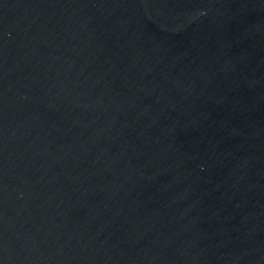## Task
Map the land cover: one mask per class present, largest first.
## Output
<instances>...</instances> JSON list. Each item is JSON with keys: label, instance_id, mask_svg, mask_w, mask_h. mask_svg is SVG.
<instances>
[{"label": "water", "instance_id": "water-1", "mask_svg": "<svg viewBox=\"0 0 264 264\" xmlns=\"http://www.w3.org/2000/svg\"><path fill=\"white\" fill-rule=\"evenodd\" d=\"M0 264H264V0H0Z\"/></svg>", "mask_w": 264, "mask_h": 264}]
</instances>
